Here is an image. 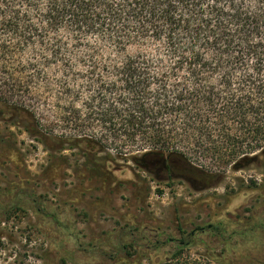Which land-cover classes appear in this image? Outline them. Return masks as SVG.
Segmentation results:
<instances>
[{"label": "trees", "instance_id": "obj_1", "mask_svg": "<svg viewBox=\"0 0 264 264\" xmlns=\"http://www.w3.org/2000/svg\"><path fill=\"white\" fill-rule=\"evenodd\" d=\"M0 88H56L9 108L113 170L264 167V0H0Z\"/></svg>", "mask_w": 264, "mask_h": 264}, {"label": "rangeland", "instance_id": "obj_2", "mask_svg": "<svg viewBox=\"0 0 264 264\" xmlns=\"http://www.w3.org/2000/svg\"><path fill=\"white\" fill-rule=\"evenodd\" d=\"M55 91L0 88V203L18 189L23 200L31 193L36 198L0 224V264H264L263 165L240 171L216 166L196 191L133 167L113 170L77 150L59 151L55 140L35 138L32 123L9 108L50 107L53 100L45 96ZM207 225L224 230L223 239L236 233L215 241L202 234L171 256L168 244L154 252H118L122 229L140 240L163 232L164 241L176 229Z\"/></svg>", "mask_w": 264, "mask_h": 264}, {"label": "flooded vegetation", "instance_id": "obj_3", "mask_svg": "<svg viewBox=\"0 0 264 264\" xmlns=\"http://www.w3.org/2000/svg\"><path fill=\"white\" fill-rule=\"evenodd\" d=\"M149 174H157V177H160V179L158 181L160 182H170L168 179L171 178V176H174V174L170 171V170H166L165 168H157L156 170H153L151 172H149ZM184 178H188L190 177L188 172H184L182 173ZM187 180H183L182 183H187V184H191L193 189H196V191H202L203 187L200 186L199 182H190ZM205 233H209V235L207 236L209 239L211 240H229L232 235H235V231L231 232V235L228 236L226 239H223V235H224V230H220L219 228H215L212 225H207L206 227L204 226H200L194 229H191L190 231H184L183 229H176L175 233L173 236H168V238L166 240H161L159 238V236L164 235L163 232L162 233H153L150 236H144L143 238H141V240L138 238V236H136L135 231L133 230H120L119 234L117 235V243H119L118 246V252L122 253L123 255H127L129 254L128 249L130 247L134 248V249H139L140 247H144L146 248L147 251H156L158 250L159 246L162 244H168L171 247L169 248V250L167 251V256H171L172 254H175L177 252H179L180 250L183 249H189L191 248L193 242L195 241V239H197L196 237L201 236L202 234ZM126 238L128 242H130L131 244H125L123 239ZM199 241V240H197ZM142 242V245L141 243ZM200 242V241H199ZM172 248V249H171ZM122 255V256H123Z\"/></svg>", "mask_w": 264, "mask_h": 264}]
</instances>
